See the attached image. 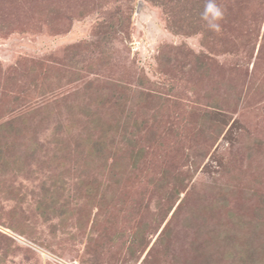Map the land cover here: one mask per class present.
<instances>
[{
    "label": "rangeland",
    "instance_id": "rangeland-1",
    "mask_svg": "<svg viewBox=\"0 0 264 264\" xmlns=\"http://www.w3.org/2000/svg\"><path fill=\"white\" fill-rule=\"evenodd\" d=\"M14 118L46 123L2 151L23 171L0 172V264H205L212 250L264 245V0H0V124ZM124 119L154 141L120 185L126 149L82 186L73 148L70 172L51 164L53 133L73 147L86 126ZM165 170L185 185L167 214ZM43 183L83 213L46 221ZM166 229L174 256L155 242ZM224 229L260 241L218 242ZM136 232L147 246L132 248Z\"/></svg>",
    "mask_w": 264,
    "mask_h": 264
},
{
    "label": "trees",
    "instance_id": "trees-1",
    "mask_svg": "<svg viewBox=\"0 0 264 264\" xmlns=\"http://www.w3.org/2000/svg\"><path fill=\"white\" fill-rule=\"evenodd\" d=\"M50 116L51 112L48 117ZM18 119L14 118L11 121L5 122L4 124H0V172H4L5 174L7 173V171H10L14 174H19L23 171V169L18 165V163L22 162L20 160L21 157H14V159L10 160L9 158H5L2 156V151H5L4 147L9 146L11 150H15L14 152H16V149L22 145L23 139L34 140L37 134V132H35L36 126L38 124H41L42 126L46 123V120L43 119L39 123H36L35 120L26 121V119H22V121H20ZM77 121L79 122V120ZM58 124V127L60 128V123ZM120 124L122 125V127L120 126ZM100 125L101 126H98L92 123L91 128H88L86 126L84 128L87 133L86 136H82V131H79L80 133L77 135V137L75 136V139L77 138V144L73 145V147L70 144V147L68 145V134L64 136L59 132H57L56 134L53 133L54 137H56L54 144L57 148H55V152L51 157V164H59V167L62 169L61 175H65L70 172V170L66 169V166L69 164H66V161L69 162V158L64 161L62 159L64 158L63 153H67L70 149L73 148V151H75V153L79 155V160H77L75 163L77 165L79 164L77 171L80 172V179L78 182L80 186H82L84 184L83 182L87 181L89 177H92V173L96 172L97 170L99 171V168H102V170L106 169L105 164L107 165L110 158L115 156V153L116 151H118V148H122L126 150L121 155H119V160L121 161V163H119V165L116 167L118 170H115L114 179V181L117 180L116 184L120 185L123 182L124 178L128 176V173L126 172L128 168L134 169V171L137 170V168L141 164V161L145 159L149 147L148 145H150V143L154 141V136H152L151 133L149 135L146 133V127L144 126V123L138 122L137 120H134L133 122H129L125 119L122 120V122L121 120L117 122L103 120L102 124ZM74 128L75 122L71 121L67 126V132L72 133V130ZM90 130L91 132L88 133V131ZM143 134L145 135L143 136ZM6 139H8V141L10 140L13 142H2L3 140L6 141ZM17 140L19 141V143L16 142ZM33 146H35V142L32 141V147ZM130 147H133L132 152L128 150V148ZM32 150L33 151L31 155L33 154L34 160H37L36 157H38L40 151H35V149L33 148ZM44 150L45 149H43L41 152H43ZM121 152L122 151H120V153ZM129 154L133 157V161L131 162L128 161L130 159ZM13 155L16 156L17 154L13 153ZM81 159H84V161L82 162ZM11 164L16 167L12 169H7L8 166ZM166 172L167 171L165 170V173ZM61 175L59 180H63V183L65 179L64 177L62 178ZM182 178H180V176L176 173H166L162 176V180L164 182V187L162 188H165L163 198L166 200L167 203H171V206L169 204V207L165 211V214H167L172 209L173 204L176 200H178V196L182 193L183 189L185 188V185H183L184 181L182 180ZM160 184H162V182H160ZM53 187L54 186H52V184L46 185L45 183H43L42 186L39 188V191L42 196V202H38L36 210L38 214H41L40 216L42 218H44L46 221H49L55 218L56 214H65V216L61 220V222H65L68 218H70V214L83 213L85 203H80L79 197L76 198V203H72L68 196H65V200H63V198L61 197L62 194L66 195V188L59 187L57 189ZM90 196L92 195L90 194ZM90 199L94 200V198L91 197ZM100 200V210H106V213H108V201L105 202L101 198ZM182 202L183 201L178 204L173 214H175L179 210V208H181ZM71 203L73 204V207H71ZM16 205H19V201L16 203ZM162 234H164L163 237H160V235ZM170 234L171 233L169 230H163L155 242H159L160 246H163V244L166 243V239L169 238ZM217 235H211L209 239L215 240V237ZM259 236L260 235L256 232H251L250 235H243L240 232H228L224 229V238L221 237L218 242L222 241L223 239L224 244H227L228 242L237 243V241H240V244L244 245L246 243L245 241H248L249 239L253 243V245H255L254 241L256 238V241H260ZM148 237L149 236H145L139 232H136L135 235H129L127 240H130L131 246L134 249V246H147L150 242ZM118 239H124L126 243L124 235L123 237H118L117 240ZM254 247L255 249L250 247V251H244L242 250V248L232 249L231 247V250H218L217 255L213 250L209 251L204 255L205 257H207L208 254H211L210 256L208 255V257L206 258L207 260L205 264H216L217 262L223 264H264V245L260 243V246L255 245ZM162 250L164 251V255L174 256L175 254L174 252L172 253L171 246L167 243L165 246H163ZM174 258H176V256Z\"/></svg>",
    "mask_w": 264,
    "mask_h": 264
}]
</instances>
